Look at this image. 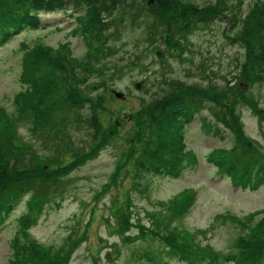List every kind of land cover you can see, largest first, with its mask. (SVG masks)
Segmentation results:
<instances>
[{
	"label": "rangeland",
	"instance_id": "374dc122",
	"mask_svg": "<svg viewBox=\"0 0 264 264\" xmlns=\"http://www.w3.org/2000/svg\"><path fill=\"white\" fill-rule=\"evenodd\" d=\"M102 1L43 11L0 47V264H264L257 0H180L222 15L169 45L149 35L158 1ZM178 86L181 126L156 101Z\"/></svg>",
	"mask_w": 264,
	"mask_h": 264
},
{
	"label": "trees",
	"instance_id": "16d2710c",
	"mask_svg": "<svg viewBox=\"0 0 264 264\" xmlns=\"http://www.w3.org/2000/svg\"><path fill=\"white\" fill-rule=\"evenodd\" d=\"M70 0H0V47L9 42L14 36L19 34V32L27 29L28 27L38 25L43 22L42 13L43 11L54 9V7H58L60 4L69 3ZM88 3L95 0H84ZM101 3L103 2L100 0ZM116 1V0H115ZM126 1V0H124ZM131 1V0H130ZM129 1V2H130ZM158 1L156 9H149L148 11L152 14L153 21L151 23L152 26L156 25L160 29L157 33H149V35H162L166 44H171V41L176 40L174 35L186 33L187 29H190L191 26L195 24V22L200 21L203 23L208 22L213 16L217 14H221L222 12L212 13V9L214 6H197L193 5L190 7L189 3H182L180 0H154ZM177 3V4H175ZM128 2H123L122 5H126ZM181 4H183L181 6ZM254 4H256L255 8H251L252 17L257 20V23L264 24V0H257ZM148 29L149 26H147ZM257 27H260L259 25ZM262 28V27H260ZM39 53V52H38ZM31 54V61H36L37 54ZM28 61L26 65L32 66V62ZM30 72V71H29ZM32 72V71H31ZM26 73V72H25ZM183 87L178 86L175 93L171 92L169 95L164 97H157L156 101H159L161 104L159 108H161L162 112L170 109L171 112H174V116L171 117L172 122L182 125L179 117H183V115L188 116L192 114L193 106L189 102V106L184 105V102L189 100H185L186 94L183 92ZM179 93V94H177ZM175 94V95H174ZM62 100H60L61 102ZM73 103V102H72ZM42 104V102H41ZM45 106V105H44ZM167 113V111H166ZM154 117V116H153ZM97 115L93 112L89 116V120H93L97 127ZM226 125H229V119L227 117ZM227 157L223 160H227V168L231 170H236L235 167L241 168L245 166L244 159H240L235 153V151L230 152L226 155ZM8 165L0 164V201H8V197L4 194L5 181L9 180L12 175V171L8 170ZM10 173H7V171ZM234 170V171H235ZM27 168L21 169L19 172H26ZM17 173V172H16ZM18 174V173H17ZM18 187V185L16 186ZM12 197V196H10ZM9 197V198H10ZM10 202H8V205ZM7 205L2 206L0 204V208L6 209ZM5 212V211H3ZM2 212V214H3ZM1 214V213H0ZM1 219V216H0ZM125 227V226H124ZM127 228V227H125ZM78 240L80 239L77 237ZM26 244L31 245L33 242L31 240H27ZM75 245H72L70 249L72 250ZM23 250V249H22ZM20 250V251H22ZM254 251L251 257H254ZM155 264V263H154Z\"/></svg>",
	"mask_w": 264,
	"mask_h": 264
},
{
	"label": "water",
	"instance_id": "95a60500",
	"mask_svg": "<svg viewBox=\"0 0 264 264\" xmlns=\"http://www.w3.org/2000/svg\"><path fill=\"white\" fill-rule=\"evenodd\" d=\"M180 48H181V45L178 44V43L174 44V46H173V49H174L175 51H176V50H180ZM157 54H158V56H159V55L161 54V52H158ZM140 87H141L140 83H137V84L135 85V88H137V89H139ZM113 94L115 95V97H117V98H119V99H124V95H123V93H121V92L113 91Z\"/></svg>",
	"mask_w": 264,
	"mask_h": 264
},
{
	"label": "flooded vegetation",
	"instance_id": "af4514ba",
	"mask_svg": "<svg viewBox=\"0 0 264 264\" xmlns=\"http://www.w3.org/2000/svg\"><path fill=\"white\" fill-rule=\"evenodd\" d=\"M124 100V99H123Z\"/></svg>",
	"mask_w": 264,
	"mask_h": 264
}]
</instances>
